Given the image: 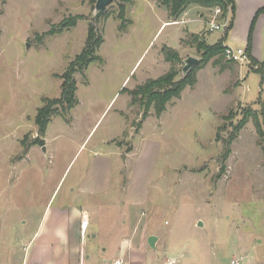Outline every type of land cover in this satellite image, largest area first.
Here are the masks:
<instances>
[{"label": "rangeland", "instance_id": "rangeland-1", "mask_svg": "<svg viewBox=\"0 0 264 264\" xmlns=\"http://www.w3.org/2000/svg\"><path fill=\"white\" fill-rule=\"evenodd\" d=\"M149 1L152 11L138 0H116L96 19L94 25L103 36L97 51L102 62H92L82 73L71 75L78 105L54 116L40 138L36 112L44 100L60 97V77L84 47L95 3L0 0V213L5 205H14L8 211L13 227L21 232V239L32 234L42 205L66 167L57 200L86 161V152H76L93 129L85 143L89 142L88 150L99 139H109L108 145L119 156L111 158L114 169L125 163L118 174L122 192L126 188L120 203L124 207L130 197L137 199L132 207L136 220L142 227L156 224L161 237L154 250L146 242L137 246L134 258L158 264L169 259L177 260L175 264H231L232 257L240 255L247 258L245 264H264V86L253 72L261 65L247 59L249 53L264 63V1L254 0L251 5L249 0H233L226 40L224 32L207 30L211 9L201 10L206 24L194 22L198 18L192 7L187 16L172 21L157 0ZM121 8L123 31L117 19ZM228 9L225 18L230 20ZM131 11L136 17L132 30ZM166 16L179 25L162 28L155 37ZM74 17L79 18L75 27L48 34ZM182 29L189 34L178 46L181 59L174 65L175 80L181 78L188 57L200 59L190 34L203 36L200 40L208 45L221 41L225 50L226 45L241 49L245 57L230 62L224 50L223 71L209 60L196 71L192 88L186 87L179 99L168 103L160 117L150 109L142 121V109L130 103L127 92L170 70L172 65L162 59L165 45L161 43L168 41L167 46L175 49L176 32ZM125 33L128 36H122ZM247 111L256 114L262 137L249 120L228 145ZM37 138L43 145L24 152L22 143ZM226 148L230 152L222 160ZM199 222L202 226H197Z\"/></svg>", "mask_w": 264, "mask_h": 264}, {"label": "crops", "instance_id": "crops-1", "mask_svg": "<svg viewBox=\"0 0 264 264\" xmlns=\"http://www.w3.org/2000/svg\"><path fill=\"white\" fill-rule=\"evenodd\" d=\"M253 1L249 0V3L254 5ZM263 1L257 0L261 3ZM137 4L146 9L150 7L151 11L154 6L149 0H138ZM191 7L198 18L194 22L199 20L206 24L208 19L205 20V14L201 12L205 8L190 6L182 15L187 16ZM135 18V15H132L134 25L132 24L130 30L134 29ZM190 22L186 20V24ZM176 25L179 24L170 23L166 16L160 22L155 37L162 28ZM176 34H178L176 35L177 47L170 48L178 51L180 40L183 39L184 34L189 33L182 29ZM122 36H128V33ZM161 44L167 46L168 41ZM226 46L229 47V45ZM125 82L126 79L122 85ZM92 132L93 129L81 141L76 152V155L81 150L80 155L86 152V161L81 163L65 193L61 199L57 200L66 181L65 174L69 165L66 167L47 203L42 205L44 207L38 215L39 219L35 221L32 234L30 233L26 239H21V232L13 227L15 222H12V218L9 219L10 216L8 217V211L13 210L15 206L5 205L2 208L0 213V264H16V259L18 264H114L117 260H121L122 264H158L152 259L147 260L140 257L137 260L132 256L137 246H142L144 242L147 244L148 237L157 238L155 247L160 243L161 237L154 229L156 224L151 222L150 225L146 224L142 227L139 224L140 221L136 220L138 215L132 211V207L138 203L137 199L130 197V204L124 207L120 203L122 198L119 199V197L124 198L126 188H123L124 192H122V180L118 174L120 169L125 167V163H119L114 169L111 158L119 156L116 151H113L112 146L108 145L109 139H99L97 144L88 150L89 142L86 145L85 143ZM32 149L33 147L30 152ZM82 222L87 223L84 234L81 228ZM157 230L163 231V228L158 227ZM234 259H237L240 264H245L247 261L245 256L240 255L233 256L231 262ZM172 260L177 262L175 259L168 261Z\"/></svg>", "mask_w": 264, "mask_h": 264}, {"label": "trees", "instance_id": "trees-1", "mask_svg": "<svg viewBox=\"0 0 264 264\" xmlns=\"http://www.w3.org/2000/svg\"><path fill=\"white\" fill-rule=\"evenodd\" d=\"M161 6H163L168 13V18L172 21L179 19L186 9L190 6H199L205 9L220 8L222 14L221 18L226 17L227 7L230 10V20L228 28L224 31L225 40L228 37V33L232 27V17L234 14V2L233 0H157ZM95 3V0H92ZM124 9L121 8L120 13L117 15V19L121 21L118 26L120 31L126 30L123 27L124 21ZM79 18H70L69 20H63L59 25V29L51 30L48 32L49 35L61 34L62 32L75 27ZM189 38L192 40L191 43H196V49L200 54L198 64L193 67L184 77L175 80L176 72L174 65L180 62V56L178 52L168 46H163L161 49L165 62L170 63L172 66L168 72L156 79H148L144 84L137 86L135 89L127 92L130 96V103L132 105L139 106L142 109V121L149 115V110L153 109L154 115L160 117L161 114L166 110V106L174 99H179L181 92L186 88H192L196 84L195 73L198 69H201L207 64V62L213 59L214 65H220V70L225 69L222 66V60L224 58L225 46L223 42L219 41L213 45H208L204 42L203 36H197L196 34H190ZM103 43L102 33L99 32L94 23H89L87 31V37L85 44L81 52L74 58V61L69 63L68 70L60 77L62 83L60 85V97L54 100H44L43 106L36 112L34 118V124L37 127L40 138L44 136L46 128L54 116L61 115L63 113H69L73 108L78 105V99L76 96V82L71 75L75 72L82 73L85 71L87 66L92 62H102L100 57L97 55L99 47ZM246 53V52H245ZM245 55V54H244ZM247 59L250 64L261 65L259 68L254 69L253 72L258 74L260 77V85L264 86V63L260 64L253 59L249 53H247ZM232 62V60H230ZM121 92H126L122 89ZM251 120L254 123L256 132L261 138L263 131L257 122L256 114L247 111L242 115V119L239 124L235 127L233 135L230 137V142L233 141L239 131ZM43 145L42 140L38 138L33 140L28 145L22 143L24 152H27L33 145ZM230 150L226 148L223 152L222 160H225ZM263 157H264V146H263Z\"/></svg>", "mask_w": 264, "mask_h": 264}, {"label": "built area", "instance_id": "built-area-1", "mask_svg": "<svg viewBox=\"0 0 264 264\" xmlns=\"http://www.w3.org/2000/svg\"><path fill=\"white\" fill-rule=\"evenodd\" d=\"M221 10L220 8H214L212 9V16L210 19V22H208V30L213 31V30H219L224 32L229 25V19L228 18H221ZM226 57L230 60H235V61H242V59L245 57L244 56V51L241 49H231L230 47H227L225 50ZM87 226L86 222H82L81 228H82V233L84 234L85 228ZM176 262L168 261L166 264H175ZM114 264H122L121 260H117L114 262ZM231 264H240L237 259L232 260Z\"/></svg>", "mask_w": 264, "mask_h": 264}, {"label": "water", "instance_id": "water-1", "mask_svg": "<svg viewBox=\"0 0 264 264\" xmlns=\"http://www.w3.org/2000/svg\"><path fill=\"white\" fill-rule=\"evenodd\" d=\"M116 0H96L94 5V14L93 17L90 19V22L95 24L97 18H99L106 10V8L112 4ZM199 62V59L188 57L184 61V66L181 69L182 77H184L193 67H195ZM44 150V148H43ZM197 226H202L199 222ZM157 238L155 236H150L147 239V244L150 249H155Z\"/></svg>", "mask_w": 264, "mask_h": 264}]
</instances>
